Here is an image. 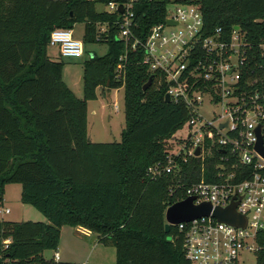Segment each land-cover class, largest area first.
Wrapping results in <instances>:
<instances>
[{"label":"trees","instance_id":"1","mask_svg":"<svg viewBox=\"0 0 264 264\" xmlns=\"http://www.w3.org/2000/svg\"><path fill=\"white\" fill-rule=\"evenodd\" d=\"M170 1L134 0L132 33L144 40L150 27L164 20ZM108 2L0 0V206L5 185L20 183L21 201L45 218H0V264H70L43 256L45 250H57L63 225L82 226L114 246L115 264H191L176 227L164 228L165 208L173 201L169 187L199 180L201 167L206 180H216L217 165L225 161L214 148L203 160L177 158L175 172H149L166 164L167 141L189 113L183 102L165 101L163 82L152 78L142 89L152 73L140 51L127 52L124 79L116 78L125 44L117 37L120 13L97 9ZM183 2L200 6L204 36L220 27L226 38L239 27L264 69V55L256 47L264 37V0ZM81 22L85 42L104 41L109 47L84 61L79 98L62 79V62L52 59L47 47L53 29ZM99 87L104 94L105 87H123L125 126L119 141L88 139L87 101L96 98ZM234 159L231 155L228 162ZM256 239L257 263L264 264V232Z\"/></svg>","mask_w":264,"mask_h":264},{"label":"built area","instance_id":"2","mask_svg":"<svg viewBox=\"0 0 264 264\" xmlns=\"http://www.w3.org/2000/svg\"><path fill=\"white\" fill-rule=\"evenodd\" d=\"M133 2L113 0L106 4L109 12L120 13L116 21L117 37L125 44L115 76L124 79L127 52L140 51L141 62L153 79L164 83L170 101L184 103L189 113L185 122L190 127L187 137L193 139L185 153H173L168 148L166 164L158 163L149 172L154 176L175 172L177 158L186 161L194 156L203 160L218 148L219 158L225 162L217 165L216 180H206L201 167L199 180L177 182L169 187L172 203L192 197L193 204L209 203L214 209L235 202V211L246 220L245 226L234 225L210 212L174 224L184 256L191 264H242L244 250L258 257L260 247L256 237L264 232V157L255 144L256 128L260 126L264 145V69L255 60V45L246 40L239 27H233L226 38L220 27L204 36L201 8L187 2L177 5L170 13L166 11L164 20L152 25L142 40L131 31ZM167 19L175 23H167ZM49 44L57 45L62 57H79L84 51L83 42L74 38L67 28L53 29ZM256 47L263 56L264 37ZM217 105L220 112L212 111V118H207L204 112ZM196 147H199L198 155L194 154ZM231 155L235 159L228 162ZM8 212L9 208L0 209V213ZM53 258L58 261L57 250Z\"/></svg>","mask_w":264,"mask_h":264},{"label":"rangeland","instance_id":"3","mask_svg":"<svg viewBox=\"0 0 264 264\" xmlns=\"http://www.w3.org/2000/svg\"><path fill=\"white\" fill-rule=\"evenodd\" d=\"M113 1V0H109ZM184 0H171L166 6L168 13L174 11L175 7ZM97 9H107V6L97 5ZM101 30L105 28L100 26ZM179 27H176L177 29ZM74 38L83 40L84 23H76L71 29ZM108 43L102 41L85 42L84 51L79 57H62L57 45H48L47 54L54 60L62 62V79L72 92L79 98L82 97L83 88V64L93 53L98 56L105 54L108 50ZM100 87L96 90V98L87 101V136L93 142L119 141L121 132L124 129L123 112V87L111 89L105 87V95L102 96ZM117 105V108H115ZM205 105L203 109H205ZM204 112L207 118H212L215 113L221 110L220 105ZM190 127L184 123L167 141V148L171 152L178 153L189 150L188 145L193 139H188L187 134ZM2 206L9 208L10 212L4 213L0 218L11 221H43L45 218L30 204L21 201V184L8 183L5 185ZM0 206V209L1 207ZM83 231L73 226L63 225L60 229L57 250L61 255V261L70 264H115L116 250L114 246L104 244L96 239L97 236L83 235ZM55 250H45L43 256L50 258ZM254 252L244 250L241 254L242 264H258Z\"/></svg>","mask_w":264,"mask_h":264},{"label":"water","instance_id":"4","mask_svg":"<svg viewBox=\"0 0 264 264\" xmlns=\"http://www.w3.org/2000/svg\"><path fill=\"white\" fill-rule=\"evenodd\" d=\"M119 11L122 12V5H119ZM167 23L174 24L175 21L167 19ZM237 28V26H235ZM94 54L92 53L91 56ZM152 83V76L148 77V80L143 84L142 89L146 90L148 86ZM101 95L103 96V88L100 89ZM164 99L166 102L170 101L169 95L166 93L164 95ZM223 125H220L222 127ZM256 132L258 135V140L255 144V149L264 157V145L263 139L260 135V126L256 128ZM195 155L199 154V147H196L194 151ZM192 197H186L183 200L172 203L166 208L165 211V231L169 230L170 225L177 224L181 221H188L195 217H199L201 215H207L212 212V215L217 219L224 221L226 223L245 226L246 220L245 217L238 214L235 211V202H232L225 208L216 207L214 209L211 208L209 203H201L198 205L193 204Z\"/></svg>","mask_w":264,"mask_h":264},{"label":"crops","instance_id":"5","mask_svg":"<svg viewBox=\"0 0 264 264\" xmlns=\"http://www.w3.org/2000/svg\"><path fill=\"white\" fill-rule=\"evenodd\" d=\"M104 94V93H103ZM105 95V94H104ZM103 95V96H104ZM3 204V203H2ZM1 208H5V207H1ZM9 212H10V210H9ZM4 213H1V215H3ZM75 229L77 230V229H80L81 231H83L84 233H83V235H85V236H88L89 234H94L95 236H97L95 233H93V232H91L90 230H88V229H86V228H84V227H82V226H76L75 227ZM96 239H97V237H96ZM58 251V250H57ZM59 253V252H58ZM58 261H61V255H60V253H59V258H58Z\"/></svg>","mask_w":264,"mask_h":264}]
</instances>
